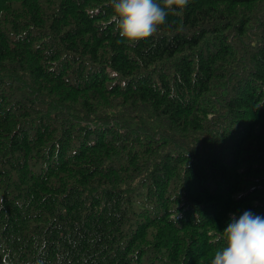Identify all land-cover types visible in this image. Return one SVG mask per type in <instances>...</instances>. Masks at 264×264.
<instances>
[{
    "label": "trees",
    "instance_id": "obj_1",
    "mask_svg": "<svg viewBox=\"0 0 264 264\" xmlns=\"http://www.w3.org/2000/svg\"><path fill=\"white\" fill-rule=\"evenodd\" d=\"M0 0V264H210L264 215V0Z\"/></svg>",
    "mask_w": 264,
    "mask_h": 264
},
{
    "label": "clouds",
    "instance_id": "obj_2",
    "mask_svg": "<svg viewBox=\"0 0 264 264\" xmlns=\"http://www.w3.org/2000/svg\"><path fill=\"white\" fill-rule=\"evenodd\" d=\"M111 7L112 20L125 42L148 37L168 14L162 0H111ZM221 232L224 245L210 264H264V215L251 210L233 214Z\"/></svg>",
    "mask_w": 264,
    "mask_h": 264
}]
</instances>
